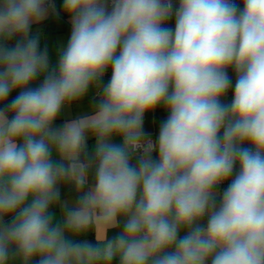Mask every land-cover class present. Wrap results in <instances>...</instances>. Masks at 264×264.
I'll return each instance as SVG.
<instances>
[{
  "label": "clouds",
  "instance_id": "9594fccd",
  "mask_svg": "<svg viewBox=\"0 0 264 264\" xmlns=\"http://www.w3.org/2000/svg\"><path fill=\"white\" fill-rule=\"evenodd\" d=\"M63 9L52 68L30 36L45 0H0V264H264V0ZM90 90L89 113L56 127ZM157 107L169 115L153 141Z\"/></svg>",
  "mask_w": 264,
  "mask_h": 264
},
{
  "label": "crops",
  "instance_id": "0c3cea01",
  "mask_svg": "<svg viewBox=\"0 0 264 264\" xmlns=\"http://www.w3.org/2000/svg\"><path fill=\"white\" fill-rule=\"evenodd\" d=\"M64 0H48V3L45 4L48 9V13L45 19H43L39 24H34L31 28L30 36L39 37V49L44 51L47 49L49 64L50 67L55 68L60 53L63 49L67 47L68 41L71 35V22L68 15L64 12L63 9ZM239 7H242V0H238L236 3ZM174 18L169 22V26L174 28ZM10 45L15 44V40L9 42ZM229 75V71H228ZM111 78V70L109 69L104 76L103 82L106 84ZM42 79V78H40ZM38 79L34 86H37L40 83ZM234 84L233 87L228 90L226 95L222 98L223 103H230L233 98L234 93ZM15 95L18 94L17 91H14ZM98 101V96H96L94 90H90L89 93L83 98V100L73 103L71 107L65 110L55 121V126L59 127L62 124L70 119H75L79 116L88 114L91 106ZM169 113L163 107H157L154 111L147 112L144 117L143 131L146 135H151L155 138H158L159 130L161 124L166 121ZM114 142L120 143V140L117 138ZM94 144L93 140L88 141V148L91 150ZM157 157L156 153H153V158ZM53 159H59L58 156L53 153ZM135 162V160H133ZM238 170V168H237ZM230 181H226L223 185L220 186V192H222L228 187ZM61 193V202L67 201L71 206L76 200V192L73 186L71 185H60ZM219 201V197L217 198ZM53 211L57 214H61V208L59 205L53 208ZM207 218L205 217L204 223H206ZM119 229H113L109 232V237L115 235ZM183 235V233H181ZM89 241L95 243L94 234L89 233L86 237ZM115 264V262H114Z\"/></svg>",
  "mask_w": 264,
  "mask_h": 264
},
{
  "label": "trees",
  "instance_id": "16d2710c",
  "mask_svg": "<svg viewBox=\"0 0 264 264\" xmlns=\"http://www.w3.org/2000/svg\"><path fill=\"white\" fill-rule=\"evenodd\" d=\"M237 2H238V0H234V3H237ZM228 71H229V76H230V78H231V80H232V83H235V80H236V74H235L234 70H233V69H229ZM15 96H16V95H15V92L13 91V92L10 94L9 98H8L9 102H10L12 99H14Z\"/></svg>",
  "mask_w": 264,
  "mask_h": 264
},
{
  "label": "built area",
  "instance_id": "2783aa9c",
  "mask_svg": "<svg viewBox=\"0 0 264 264\" xmlns=\"http://www.w3.org/2000/svg\"><path fill=\"white\" fill-rule=\"evenodd\" d=\"M46 3H48V0H45V4H46ZM110 3H111V0H109V4H110ZM146 136L149 137V138H151L153 141H155V138H154L153 136H151V135H146ZM224 183H225V182H224ZM224 183H223V184H224ZM223 184H222V185H223Z\"/></svg>",
  "mask_w": 264,
  "mask_h": 264
}]
</instances>
